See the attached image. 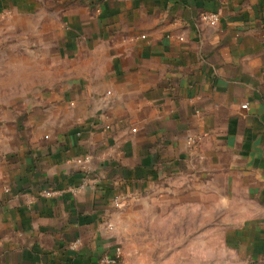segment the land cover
<instances>
[{
    "label": "crops",
    "instance_id": "crops-1",
    "mask_svg": "<svg viewBox=\"0 0 264 264\" xmlns=\"http://www.w3.org/2000/svg\"><path fill=\"white\" fill-rule=\"evenodd\" d=\"M164 184L264 264V0H0V264H144L101 259Z\"/></svg>",
    "mask_w": 264,
    "mask_h": 264
},
{
    "label": "rangeland",
    "instance_id": "rangeland-1",
    "mask_svg": "<svg viewBox=\"0 0 264 264\" xmlns=\"http://www.w3.org/2000/svg\"><path fill=\"white\" fill-rule=\"evenodd\" d=\"M148 194L153 199L131 204L130 219L118 221L121 261L126 254L137 261L144 257V264H223L222 259L231 258V252L222 250L227 223L222 221L220 209L205 221V203L199 202L196 217L190 219L194 202L189 201L188 191H176L173 185L164 184L154 185ZM206 229L211 233L206 235Z\"/></svg>",
    "mask_w": 264,
    "mask_h": 264
},
{
    "label": "built area",
    "instance_id": "built-area-1",
    "mask_svg": "<svg viewBox=\"0 0 264 264\" xmlns=\"http://www.w3.org/2000/svg\"><path fill=\"white\" fill-rule=\"evenodd\" d=\"M204 21L210 25V26H216L217 23L219 22V14L217 12H205L203 14ZM242 108H246L247 104H242L241 105ZM189 138V139H188ZM188 144L191 143L193 141V143H197L198 139L197 137H188ZM80 161V160H79ZM89 161V156H85L82 160V164L85 165V162ZM81 162V161H80ZM84 162V163H83ZM103 176V175H102ZM102 176L100 175V177L97 179V181H100L102 179ZM89 183H92V180L90 179V177L88 176V174L83 175L82 179L80 182H78L76 185L69 187L68 189L71 190V192H78L83 190ZM62 190L59 189H43L41 190L40 194L42 196H52V195H56L61 193ZM114 204L116 206L119 205V196H116L114 199ZM110 228H112V225H108ZM76 242L73 243V246H75ZM121 252H120V248L116 249V252L114 254V256H104L101 259L102 263H114L115 261H117V259L120 258Z\"/></svg>",
    "mask_w": 264,
    "mask_h": 264
}]
</instances>
